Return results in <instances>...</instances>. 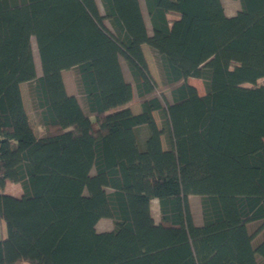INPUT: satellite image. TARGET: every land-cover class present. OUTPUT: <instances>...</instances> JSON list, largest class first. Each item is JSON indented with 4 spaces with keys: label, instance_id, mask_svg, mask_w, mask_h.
<instances>
[{
    "label": "trees",
    "instance_id": "trees-1",
    "mask_svg": "<svg viewBox=\"0 0 264 264\" xmlns=\"http://www.w3.org/2000/svg\"><path fill=\"white\" fill-rule=\"evenodd\" d=\"M144 1L151 35L139 0H102L105 14L96 0H0V264H264V0H239L233 17L222 0ZM103 218L113 230H96Z\"/></svg>",
    "mask_w": 264,
    "mask_h": 264
},
{
    "label": "rangeland",
    "instance_id": "rangeland-1",
    "mask_svg": "<svg viewBox=\"0 0 264 264\" xmlns=\"http://www.w3.org/2000/svg\"><path fill=\"white\" fill-rule=\"evenodd\" d=\"M96 1L98 4V7L100 9V12L102 14H105V10H104L102 0H96ZM139 1H140L141 9H142L144 19H145V22L147 25V29L149 30L150 33H152V27H151L149 16H148V13L146 10L145 1L144 0H139ZM168 18L170 21H175L179 18V15L177 13L172 12L168 15ZM105 22H106L107 26L111 30H113V27L111 26L109 20H106ZM31 42H32V47H33V51H34V60L36 63L37 73H38V75H41L42 70H41L40 59H39V55H38V49H37L35 38H32ZM144 54L146 55L145 57L147 59L150 72H151L153 78L155 79V81L158 85V88L160 90L159 93L164 94L166 96L167 100L169 102H171L172 101L171 91H170V88H163V79H162L160 70L158 68V63H157V58H156L155 53L149 48V46L146 45ZM121 63L123 64V66L125 68V77L127 78L128 82L133 83L132 77H131L129 71L127 70L128 67H127L123 58H121ZM63 78H64V82H65L67 92L74 94L78 98V100L80 101L81 105L84 106L85 101L82 98V96L79 94L76 82H75L74 77H73V71H71V70L64 71ZM197 81H198V83H197ZM197 81L191 80V82L197 83V85L200 89V93L205 94L206 88H205L204 82L201 79L197 80ZM258 84L264 86V79H260L258 81ZM246 86H249V85H246ZM21 91H22V95H23L24 105H25L26 111L28 113V117L30 119V123H31L32 127L34 128V130L36 131V133L39 134L42 128H41V125L39 123V118H38L36 112L33 110V107H32V100H31V95H30V84H26V83L22 84ZM131 103H132L133 109L138 110L141 108V102L137 98V96H135L134 100ZM154 116H155V119L158 123V126L161 128L162 123H161V118H160L159 113H157V112L154 113ZM137 131H140L139 134H140V137H142V138H143V136H142L143 132H146V133L150 132L148 125H142V126L138 127ZM140 142L143 143L142 140H140ZM163 143H164V146H166L164 138H163ZM190 204H191V208H192V212H193L195 222H197V225H201L203 223V217H202L201 201H200L199 197L197 195H191L190 196ZM152 214L154 215L156 221H158L160 219L159 211H155L154 208H153ZM100 222L98 223L99 224L98 229H100V230L111 231L114 228V222L109 218H103V219H101ZM260 225H261V222L252 223L250 225V230L252 232H255L260 227ZM6 233H7V231H6ZM263 238H264V229H262L257 234V236L254 240V244L259 243ZM25 264H28V263H25Z\"/></svg>",
    "mask_w": 264,
    "mask_h": 264
},
{
    "label": "crops",
    "instance_id": "crops-1",
    "mask_svg": "<svg viewBox=\"0 0 264 264\" xmlns=\"http://www.w3.org/2000/svg\"><path fill=\"white\" fill-rule=\"evenodd\" d=\"M222 4H223V6H224V10H225V13H226V15L227 16H229V17H233V16H235L239 11H240V9H241V4H240V1L239 0H222ZM147 31H148V34L149 35H151L152 33H150L149 32V30L147 29ZM146 45L147 44H144L143 46H142V48H143V51L145 52V47H146ZM148 46V45H147ZM146 56V55H145ZM147 60V59H146ZM121 65H122V70H123V74H124V77H125V68H124V66H123V64L121 63ZM128 70V69H127ZM129 71V70H128ZM63 73H64V71H63ZM125 79L127 80V78L125 77ZM191 80H194V81H197V80H200V79H198V78H194V77H191V78H189L188 79V82L190 83V84H192L193 86H195L197 89H198V91H199V93H200V89H199V87H198V85H197V83H198V81H197V83H193V82H191ZM128 81V80H127ZM22 86V85H21ZM70 95H74V94H72V93H69ZM201 94V93H200ZM201 95H204V94H201ZM75 96V95H74ZM128 108H130L131 110H132V112L133 113H135V114H138V113H140L141 112V110H142V108H140V109H138V110H135V109H133V107H132V103H130L129 104V106H128ZM148 134L146 133V132H143V138H142V140L144 141L145 140V138H146V136H147ZM5 194H8V195H11V196H14V197H16V198H21L22 196H23V190H22V187L20 186V184H15V183H11V182H8L7 183V185H6V188H5ZM151 208H152V211H153V208L155 209V211H159V201L157 200V199H154V200H152V204H151ZM154 216V215H153ZM155 218V217H154ZM156 220V219H155ZM101 221V220H100ZM99 221V222H100ZM159 221V220H158ZM158 221H156V222H158ZM98 222V223H99ZM101 223V222H100ZM197 223V222H196ZM98 225L99 224H97V226H96V230L98 231V232H105V231H103V230H100V229H98ZM113 230V229H112ZM6 237V229H5V225H4V223L1 221V219H0V240H2L3 238H5Z\"/></svg>",
    "mask_w": 264,
    "mask_h": 264
}]
</instances>
